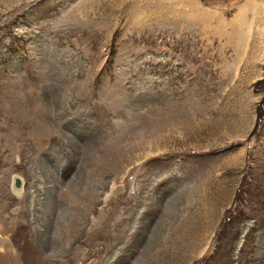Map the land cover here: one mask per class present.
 I'll use <instances>...</instances> for the list:
<instances>
[{
	"label": "rangeland",
	"instance_id": "374dc122",
	"mask_svg": "<svg viewBox=\"0 0 264 264\" xmlns=\"http://www.w3.org/2000/svg\"><path fill=\"white\" fill-rule=\"evenodd\" d=\"M232 4L0 0V264H264V44Z\"/></svg>",
	"mask_w": 264,
	"mask_h": 264
},
{
	"label": "crops",
	"instance_id": "0c3cea01",
	"mask_svg": "<svg viewBox=\"0 0 264 264\" xmlns=\"http://www.w3.org/2000/svg\"><path fill=\"white\" fill-rule=\"evenodd\" d=\"M233 10L230 13L231 23L240 24L241 32L246 29L243 39L248 47H254L257 38L264 44V0H232ZM260 47L258 54L264 55V47Z\"/></svg>",
	"mask_w": 264,
	"mask_h": 264
},
{
	"label": "water",
	"instance_id": "95a60500",
	"mask_svg": "<svg viewBox=\"0 0 264 264\" xmlns=\"http://www.w3.org/2000/svg\"><path fill=\"white\" fill-rule=\"evenodd\" d=\"M15 185H16V187H20V185H21V179L20 178H16Z\"/></svg>",
	"mask_w": 264,
	"mask_h": 264
},
{
	"label": "trees",
	"instance_id": "16d2710c",
	"mask_svg": "<svg viewBox=\"0 0 264 264\" xmlns=\"http://www.w3.org/2000/svg\"><path fill=\"white\" fill-rule=\"evenodd\" d=\"M262 83H264V80H263V82Z\"/></svg>",
	"mask_w": 264,
	"mask_h": 264
},
{
	"label": "bare ground",
	"instance_id": "6f19581e",
	"mask_svg": "<svg viewBox=\"0 0 264 264\" xmlns=\"http://www.w3.org/2000/svg\"><path fill=\"white\" fill-rule=\"evenodd\" d=\"M33 249V248H32Z\"/></svg>",
	"mask_w": 264,
	"mask_h": 264
}]
</instances>
